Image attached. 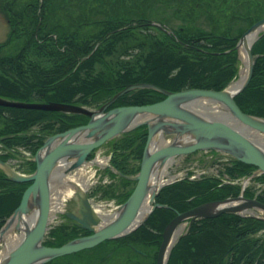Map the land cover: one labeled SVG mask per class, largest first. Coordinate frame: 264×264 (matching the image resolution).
<instances>
[{
  "label": "trees",
  "instance_id": "obj_1",
  "mask_svg": "<svg viewBox=\"0 0 264 264\" xmlns=\"http://www.w3.org/2000/svg\"><path fill=\"white\" fill-rule=\"evenodd\" d=\"M1 7L10 28L8 37L0 42V95L89 106L102 104L133 82H151L169 90L224 88L238 71L239 38L264 16V0H2ZM133 51L130 58L118 54L108 58L116 52ZM252 51V76L235 99L244 111L263 116L264 31ZM164 97L155 88L140 87L121 95L109 107L152 103ZM87 119L83 113L0 105V136L12 134L2 140L12 150L17 144L30 143L36 152L46 135ZM37 123L42 131L34 140L39 134L28 130ZM146 139L143 124L109 141L112 163L120 172L139 170L135 160L140 161ZM1 157L7 159L8 155ZM35 167L30 160L27 170ZM255 168L234 159L225 171L236 176ZM257 178L264 181V173ZM122 181L123 186L109 187L105 195L126 199L129 189L125 187L132 180L122 177ZM28 183L13 181L0 169V227L19 204ZM239 192V185L221 183L216 177L170 183L156 196V201L170 206H157L133 232L148 236L157 231V256L162 231L175 215L174 208L185 210ZM245 195H253L252 190L246 189ZM258 198L264 201V190ZM262 229L264 219L255 216L223 212L200 217L175 243L166 264H264ZM133 232L124 238L137 240ZM52 233L60 237L59 243L71 236L66 226Z\"/></svg>",
  "mask_w": 264,
  "mask_h": 264
},
{
  "label": "water",
  "instance_id": "obj_2",
  "mask_svg": "<svg viewBox=\"0 0 264 264\" xmlns=\"http://www.w3.org/2000/svg\"><path fill=\"white\" fill-rule=\"evenodd\" d=\"M262 26L264 16L245 31L237 47L239 48L240 42L248 32ZM251 46L252 44L247 47L249 58L247 76L234 92L228 90L229 84L223 89L187 87L169 90L151 82L141 81L126 84L99 107L53 100L27 101L0 95V105L83 113L89 117L86 123L49 135L33 157L36 168L32 173H20L0 158V165L11 180L31 181L23 191L20 203L0 228L1 240L15 217L27 218L23 236L0 260V264H43L56 256L92 247L104 239L130 232L132 229L129 230V226L140 212L153 171L158 166H165L177 155L197 149L215 148L230 153L246 163L254 164L258 171L264 172V144L251 136L256 132L264 134V116L245 112L235 99V95L248 84L252 76L254 55ZM140 87L155 88L166 96L152 103L119 105L107 109L119 96ZM199 99L219 102L227 109L226 114L208 116L207 112L198 111L191 103ZM140 124H146L148 129L141 167L136 174H125L128 178L135 179L136 184L118 212L106 223H102L100 214L96 213L88 196L78 190L76 193L79 201L78 211H66V214L92 233L73 238L61 245L44 244L51 210V180L55 173L67 164L63 171L65 174L80 167L89 161L88 157L94 149ZM9 136L12 134L0 136V140ZM161 139L167 143H159ZM158 191L152 195L153 205L148 215L156 206H169L155 201ZM241 199L244 201L233 203ZM249 206L264 210L263 201L244 197L242 194L205 201L184 211L177 210V214L163 230L156 264H166L175 242L173 237L176 229L186 218L193 222L199 217H213L223 212L239 213ZM33 207L35 211L37 209V218L34 221L30 219ZM22 228L23 222L18 221L15 229L21 231Z\"/></svg>",
  "mask_w": 264,
  "mask_h": 264
},
{
  "label": "bare ground",
  "instance_id": "obj_3",
  "mask_svg": "<svg viewBox=\"0 0 264 264\" xmlns=\"http://www.w3.org/2000/svg\"><path fill=\"white\" fill-rule=\"evenodd\" d=\"M262 28H264V26H262L260 28H257V29L251 30L242 39V41L240 43V46H239L240 58H241V61H242V66L240 68L239 78L237 80H235L233 83H230V85L228 86V90L230 92H234L236 89H238L243 84V82H244V80H245V78L247 76L248 67H249V58H248V55H247V47L253 43V41L256 39V37L258 36V33L260 32V30H262ZM205 102H212L213 103V101L209 100V99H199V100L191 103V106H193L195 109H197L199 111H204V112H207V113H210V114H213V115L224 116V114H226L227 109H225L223 105L216 104V106H214V105H209V104H207ZM232 123H236V122L234 121ZM260 134L264 135L263 133H259V135L254 134V136H256V137L261 136ZM161 140L163 142L165 141L164 139H161ZM260 140H262V143L264 144V138L261 137ZM101 160H104V159H101ZM101 160H99V161H101ZM67 165L62 166V168L58 172L55 173L53 179L51 180V187H52V196H51L52 212H54L56 210L57 211L58 210H63L66 199H68L71 196H74L75 193H77L78 190H81V188L84 189L85 187L88 186L89 177H90L89 175L90 174L86 175L84 172L78 171L77 173H75V175H71L69 173H67V175H66V174L63 173V171H64V169H65V167ZM167 166H168V164H166L165 166H160V167L158 166L153 171L152 176L150 178L149 185H148L147 195H146V197L144 199V202H143V204L141 206L139 214L135 218L134 222L131 224L130 228H132V227L136 226L137 224H139L140 222H142V220L147 216V214L151 210L152 205H153V202L151 201L152 195L165 182L164 175L167 172V168H166ZM7 167H8V165L5 166V168H7ZM53 181H55V182L53 183ZM54 185H55V187H54ZM76 189H78V190H76ZM126 194H129V193H126ZM104 207L99 206L97 208V212H98V214L102 215L103 221L106 222V221L110 220L114 216V214H116L117 212L116 213H111L110 211H106V209ZM30 215L33 216L32 220L34 221L37 218V209H36V211H34V213H32ZM20 219L21 218L19 216L15 217L12 220V222H10L9 226L6 228L5 233L3 234L4 239L6 237H8V239L7 238L6 239H7V241H9L8 244H10L9 245L10 248H12L20 240V238L23 236V234L25 232V228H26V225H27L26 224L27 218H23L21 220ZM18 221L23 222V228L18 234L17 233L15 234L14 233V227L16 226ZM32 222L29 225H31ZM185 226H186V223L180 224L179 227L177 228L176 232H175L174 237H178L182 233L183 229L187 227V226L186 227Z\"/></svg>",
  "mask_w": 264,
  "mask_h": 264
},
{
  "label": "flooded vegetation",
  "instance_id": "obj_4",
  "mask_svg": "<svg viewBox=\"0 0 264 264\" xmlns=\"http://www.w3.org/2000/svg\"><path fill=\"white\" fill-rule=\"evenodd\" d=\"M72 202L76 203V201H70L68 208L77 211L75 204H72ZM64 220H67V222L63 223ZM64 220L61 225H67L70 228L67 230L71 234L68 239L91 233L72 217L66 215ZM157 233V231H153L148 236H144L133 232L132 235L138 237L135 241L127 238H113L98 244L92 253L77 252L68 256H61V258L51 259L46 264H154ZM59 241L60 237L56 236L49 244L59 245L61 244Z\"/></svg>",
  "mask_w": 264,
  "mask_h": 264
},
{
  "label": "rangeland",
  "instance_id": "obj_5",
  "mask_svg": "<svg viewBox=\"0 0 264 264\" xmlns=\"http://www.w3.org/2000/svg\"><path fill=\"white\" fill-rule=\"evenodd\" d=\"M1 1L0 0V42L4 41L7 37H8V33H9V23L7 21V17L5 16V13L1 7ZM179 20H176L174 23H177ZM244 23V22H243ZM146 29V28H145ZM152 29V28H151ZM155 30V29H154ZM119 55L120 57H125V58H130V56H132V54H134V51L131 52L130 54H125V52H121V54L119 52H116L114 55L112 56H108V58H111V57H116V55ZM27 63H30L28 61H26V65L29 66ZM241 64V65H240ZM240 64H239V70H238V75H237V79L239 78V74H240V68L242 66V61H241V58H240ZM30 72V76H33V74ZM237 79H234L231 83H233L235 80ZM207 101V100H206ZM209 105H214L216 106V104H219V103H210V102H205ZM206 115L208 116H215L213 114H210V113H206ZM231 122H234V121H231ZM257 135H259V133H257ZM261 136H263L262 134H260ZM261 136H258L256 137L257 141L260 140L259 138ZM259 142V141H258ZM102 149V153H105L106 154V148L103 146L101 147ZM211 152V153H210ZM221 155L227 157L229 156L227 153H224V152H219ZM214 154V155H213ZM217 155L215 153H213L212 151H209V152H204V151H199V152H195V153H190L188 156L186 155H181V156H178L177 158L174 159V161L172 160L171 162H169V165L166 167L168 172L166 173V176L168 177V175L172 173H175L176 171H179L181 169H184V168H187V167H191L192 169H195V170H204L206 173L205 174H208V173H220L222 174L223 173V167H222V162H230L228 160H225V159H222V160H219V159H215L214 160V156ZM223 158V157H221ZM135 160V159H134ZM15 161L16 159H11V161H9L10 165L14 166L15 165ZM211 161V162H210ZM19 160L16 161V164H19ZM89 164V163H88ZM87 164V165H88ZM98 165V164H96ZM95 165V166H96ZM95 166L94 168L91 167V166H83L85 167V170L84 168L80 169L81 172H84L86 175L87 174H91L92 175V178H93V184H92V187L90 188V190L92 189H96V191L98 192L100 190V187L103 188V185H101L102 182H104V175H106L108 172H106V167H103L101 168V170H98V171H95ZM25 164H23V162H21V165H20V168L21 169H25ZM27 167V165H26ZM15 168V167H14ZM18 168V167H17ZM0 169L4 170V168L0 165ZM79 169V168H78ZM91 169V170H90ZM79 170H77L78 172ZM90 171V172H89ZM77 172H71V175H75V173ZM178 173V172H176ZM70 174V173H69ZM67 175V174H66ZM223 175V174H222ZM109 176V174H108ZM111 177V176H110ZM55 179V178H54ZM55 181H53L54 183ZM253 184V183H252ZM55 187V185H54ZM90 190H87V189H83L81 191H84L85 193L86 192H89ZM98 194V193H97ZM104 194H106V191H104ZM72 198H68L65 200V202L67 203L66 204V209L68 208V205H69V202L71 201ZM95 202L96 204H103L104 208H110L113 206V204H116L115 206H117L118 202L117 200H114V199H109V198H106V197H95ZM100 206V205H99ZM33 211H31V214L35 211V207H33L32 209ZM256 210V209H255ZM111 211V210H110ZM260 215L263 214V210L261 209H258L256 210ZM64 220V218H63ZM62 220V221H63ZM67 222V220H64L63 223ZM183 223H186V226L188 225L189 223V220L186 219L185 222ZM64 225H62L63 227ZM185 226V227H186ZM186 230V228L183 229L182 233ZM20 230H17L15 229L14 227V233L18 234ZM8 239V237H6ZM5 238V239H6ZM4 238H2V240L0 241V259L2 258V255L4 253V249L6 248V242H7V239L5 240ZM92 250V249H87L85 250L86 253H89V251ZM61 258V257H60ZM154 260L156 262V259L154 257ZM155 262L153 261V263L155 264Z\"/></svg>",
  "mask_w": 264,
  "mask_h": 264
}]
</instances>
